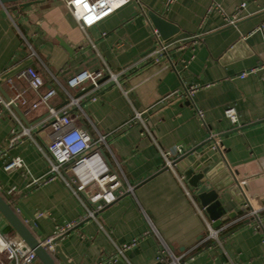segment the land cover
I'll return each instance as SVG.
<instances>
[{
  "label": "crops",
  "instance_id": "obj_1",
  "mask_svg": "<svg viewBox=\"0 0 264 264\" xmlns=\"http://www.w3.org/2000/svg\"><path fill=\"white\" fill-rule=\"evenodd\" d=\"M149 11L177 27L165 40L169 45L159 61L147 57L156 45ZM234 13L238 19L230 24L227 18ZM263 61L264 0H129L87 28L73 18L66 0H39L26 8L0 6L4 100L19 92L28 101L34 98L27 83L17 78L28 66L41 74L42 93L66 86L82 69L118 74L119 86L68 90L80 98V108L73 110L80 128L94 142L104 137L98 149L123 192L95 218L87 217L37 148L36 143L45 144L49 129L39 123L46 109L16 103L12 109L23 126L31 127V137L22 136L9 146L16 126L7 110L0 112V194L13 209L43 213L34 232L40 241L73 221V229L53 244L72 264H127L113 259L117 247L133 240L136 245L125 254L130 264H168L172 256L181 264H229L223 249L234 264H264V209L256 217L242 218L246 211L239 189L231 194L225 188L220 201L226 213L215 227L179 170L184 155L206 148L209 135L215 134L249 193L264 191V69L240 77ZM187 86L197 87L191 97ZM67 97L60 92L49 102L61 107ZM228 108L235 110V122L225 116ZM135 111L141 120L133 117ZM159 149L169 152L172 168L165 166ZM14 158L23 165L5 170ZM10 189L14 192L7 194ZM208 225L218 231L221 247L208 237ZM0 231L17 236L1 215ZM0 264L13 261L1 253ZM32 264L44 263L36 257Z\"/></svg>",
  "mask_w": 264,
  "mask_h": 264
},
{
  "label": "built area",
  "instance_id": "obj_2",
  "mask_svg": "<svg viewBox=\"0 0 264 264\" xmlns=\"http://www.w3.org/2000/svg\"><path fill=\"white\" fill-rule=\"evenodd\" d=\"M129 0H66V5L73 16V18L80 24L82 28H87L95 25L101 19L113 13V11L126 4ZM173 0H166L170 3ZM243 6V5H241ZM238 19L234 13L231 19L227 18L228 23L233 24ZM154 37L156 38V45L148 52L149 56L155 61H159L165 55L168 43L163 41L155 28H152ZM195 36L192 37V39ZM259 69H264V61L259 67H253L248 73H241L240 77L247 74H252ZM17 78L23 79L27 83L28 89L33 91L34 98L27 100L21 93H16L11 99L4 100L0 94V112L7 110L13 118L16 128L13 129L12 134L8 140L9 146H12L22 136L31 137V127L23 126L20 118L14 112L12 107H16V103L23 106H28L32 109L37 107H44L47 111L46 116L39 122L44 126H48V131L45 134V144L36 143L39 152L49 163V171L52 175H57L63 178L71 192L78 198L82 206L87 210V217L95 218V214L105 204L114 202L118 195L123 194L120 190V180L117 175L111 172V169L103 157L102 152L98 149L97 144L104 142V137L99 135L96 142L92 141L88 133L80 128L78 120L73 114V110L79 107L80 98L71 95L68 89H80L85 85H90L93 89H98L103 84H109L110 87L119 86L118 74L108 72L104 74L101 71H89L82 69L76 74L69 77L66 81V86L59 85L57 88L50 87L46 92H41L40 88L44 81L39 72L28 66L17 72ZM104 78V80H102ZM195 86H187L185 88L188 97L196 90ZM64 93L68 97L61 107H54L50 104V99L58 93ZM177 91L172 95L177 96ZM122 96L125 98L126 93L122 91ZM202 117V113L198 114ZM141 113L133 112V117L141 120ZM225 116L231 121L235 122L236 112L233 108H228L225 111ZM212 148L221 156L225 164L227 172H229L233 184L236 189H239L242 196V206L246 208V212L242 218L256 217L258 212L264 209V191L258 195H252L245 188L244 180H242L235 172L234 167L227 163L223 148L220 144L219 138L215 134L209 135ZM160 153L165 160V166L171 167L173 165L170 159L169 152L162 151ZM23 161L19 158H14L12 161L5 164L4 169L10 170L14 167H20ZM39 179H34L33 182H38ZM1 188V186H0ZM14 189L7 191V194H12ZM82 195V196H81ZM85 200L93 206L88 207ZM18 211V209H16ZM32 219L37 220L42 216V212L32 214ZM75 223L73 221L59 227L55 236H52L44 241L42 245L46 246L47 250H54V240L67 233L68 230L73 229ZM208 237L212 238L219 247L221 242L218 239V231L213 229L210 225ZM135 240L129 243H123L117 247V253L113 259L126 260V251L135 246ZM4 254L8 260L13 261V264H32L36 258L35 253L29 249L23 240L16 236L10 237L0 231V254ZM223 254L227 258L229 264H234L231 256L223 249ZM168 264H181L179 258L172 256Z\"/></svg>",
  "mask_w": 264,
  "mask_h": 264
},
{
  "label": "water",
  "instance_id": "obj_3",
  "mask_svg": "<svg viewBox=\"0 0 264 264\" xmlns=\"http://www.w3.org/2000/svg\"><path fill=\"white\" fill-rule=\"evenodd\" d=\"M38 1L39 0H0V6L5 7L7 4L14 3L20 8H26L27 5ZM147 17L163 41L167 40L177 31V27L173 23L156 12L149 11ZM189 155L191 158L188 157ZM184 158L185 161L182 167L179 168L183 179L187 181V184L194 190L196 200L201 207L205 208L213 226L216 227L221 223V216L226 213L225 207H223L220 201L222 192L225 188H228L231 194L236 190L232 184L231 177L225 168L224 162L212 148V144H208L207 147L202 148V150L195 148L186 153ZM16 209H18V211H16ZM242 210L246 211V208L243 207ZM19 214H21V216H19ZM0 215L42 263L58 264L47 250L46 246L42 245V241L34 235V232L38 230V222L32 219V214L29 212H21L18 206L13 209L3 195L0 194ZM61 237L63 236L55 239L54 243ZM53 251L63 264H72L67 262L59 245L55 244Z\"/></svg>",
  "mask_w": 264,
  "mask_h": 264
},
{
  "label": "trees",
  "instance_id": "obj_4",
  "mask_svg": "<svg viewBox=\"0 0 264 264\" xmlns=\"http://www.w3.org/2000/svg\"><path fill=\"white\" fill-rule=\"evenodd\" d=\"M10 4H13V3H10ZM10 4H7V5H5V6H10Z\"/></svg>",
  "mask_w": 264,
  "mask_h": 264
}]
</instances>
